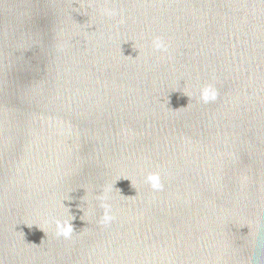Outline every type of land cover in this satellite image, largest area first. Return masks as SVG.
<instances>
[{
	"label": "water",
	"instance_id": "95a60500",
	"mask_svg": "<svg viewBox=\"0 0 264 264\" xmlns=\"http://www.w3.org/2000/svg\"><path fill=\"white\" fill-rule=\"evenodd\" d=\"M0 264H264V0H0Z\"/></svg>",
	"mask_w": 264,
	"mask_h": 264
},
{
	"label": "clouds",
	"instance_id": "9594fccd",
	"mask_svg": "<svg viewBox=\"0 0 264 264\" xmlns=\"http://www.w3.org/2000/svg\"><path fill=\"white\" fill-rule=\"evenodd\" d=\"M104 14L108 15V16H112L115 14V12L113 10H105ZM154 44V48L157 51H162V50H166V46L162 40V38L160 37H156L153 41ZM205 102H207L209 99H215V96H205L204 97ZM146 181L151 185V187H153L154 189H159L162 187V185L160 184V177L159 174H149L146 177ZM57 226L59 228H61L62 233L64 236H69L72 232V227L70 223L65 222L64 224H61L59 221H57Z\"/></svg>",
	"mask_w": 264,
	"mask_h": 264
}]
</instances>
